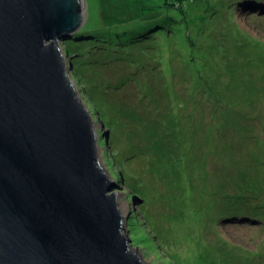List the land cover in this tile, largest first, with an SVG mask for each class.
Here are the masks:
<instances>
[{
	"label": "rangeland",
	"instance_id": "1",
	"mask_svg": "<svg viewBox=\"0 0 264 264\" xmlns=\"http://www.w3.org/2000/svg\"><path fill=\"white\" fill-rule=\"evenodd\" d=\"M153 1L86 0L85 23L57 39L130 247L157 264H264V0H195L198 19L165 40L75 35Z\"/></svg>",
	"mask_w": 264,
	"mask_h": 264
},
{
	"label": "water",
	"instance_id": "2",
	"mask_svg": "<svg viewBox=\"0 0 264 264\" xmlns=\"http://www.w3.org/2000/svg\"><path fill=\"white\" fill-rule=\"evenodd\" d=\"M86 0H0V264H157L123 225L57 39Z\"/></svg>",
	"mask_w": 264,
	"mask_h": 264
},
{
	"label": "trees",
	"instance_id": "3",
	"mask_svg": "<svg viewBox=\"0 0 264 264\" xmlns=\"http://www.w3.org/2000/svg\"><path fill=\"white\" fill-rule=\"evenodd\" d=\"M255 2L257 3V0ZM152 3V10L154 13L149 11L148 13L140 15L139 17H135L130 22L126 23H120L119 21L103 23L102 20L101 25L96 29L84 28V25L80 32L76 33L75 35H90L92 36L90 38L95 40L101 39L104 42L109 41L110 34L115 32L123 33L128 36L134 35V37L140 35L150 36L152 34L154 37L162 36L164 37V40L167 38L170 39L169 33L171 31H175L173 25L176 27L177 31L183 30L186 25V18L191 16L193 21H196L199 17L197 12L202 9L195 0H161L158 2L153 1ZM169 9L178 11L180 16H177V18H175L176 16H171V14L168 12ZM148 15L154 18H145ZM166 20H168L169 23H165ZM167 25L170 26L168 27ZM152 27L154 31L151 30ZM174 34L176 36V31ZM160 42L162 41H159V43Z\"/></svg>",
	"mask_w": 264,
	"mask_h": 264
},
{
	"label": "bare ground",
	"instance_id": "4",
	"mask_svg": "<svg viewBox=\"0 0 264 264\" xmlns=\"http://www.w3.org/2000/svg\"><path fill=\"white\" fill-rule=\"evenodd\" d=\"M137 108H134L133 110L135 111ZM155 124V122H153V125ZM155 127H157V124H156V126ZM176 232L177 233H181V229H177V227H176ZM254 264V263H253Z\"/></svg>",
	"mask_w": 264,
	"mask_h": 264
}]
</instances>
